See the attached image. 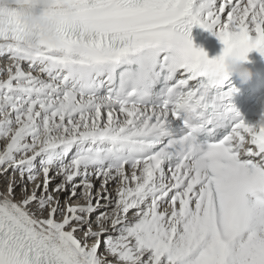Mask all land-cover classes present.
I'll use <instances>...</instances> for the list:
<instances>
[{
	"label": "snow or ice",
	"instance_id": "1",
	"mask_svg": "<svg viewBox=\"0 0 264 264\" xmlns=\"http://www.w3.org/2000/svg\"><path fill=\"white\" fill-rule=\"evenodd\" d=\"M47 15L35 46L16 11L0 19V264H264V120L244 122L223 57L191 37L264 57V0Z\"/></svg>",
	"mask_w": 264,
	"mask_h": 264
},
{
	"label": "clouds",
	"instance_id": "2",
	"mask_svg": "<svg viewBox=\"0 0 264 264\" xmlns=\"http://www.w3.org/2000/svg\"><path fill=\"white\" fill-rule=\"evenodd\" d=\"M54 0H0V19L6 18L10 11H16L23 23L28 43L35 46L40 38L54 39L56 36L55 22L47 15L48 10L53 5ZM222 74L228 80L235 77L241 86L249 84L253 79V71L248 65L251 63L248 56L242 57L238 51L221 53ZM237 89L236 94H238ZM235 94V95H236ZM261 119L264 120V98L260 101Z\"/></svg>",
	"mask_w": 264,
	"mask_h": 264
},
{
	"label": "rangeland",
	"instance_id": "3",
	"mask_svg": "<svg viewBox=\"0 0 264 264\" xmlns=\"http://www.w3.org/2000/svg\"><path fill=\"white\" fill-rule=\"evenodd\" d=\"M10 175H11V174H10ZM14 179H15V180L17 181V183L19 184L20 177H19L18 174L15 175ZM41 179H42V177H41ZM59 182H60V178H59V179L56 178L55 180H53L52 187H54V186H55L57 183H59ZM100 183H101V181L98 180V184L95 185L96 188H99ZM1 184L4 186L3 189H5L6 186H7V184H8V178H6V179H4V180L1 179ZM28 187H29V190H31V188L33 187V185L29 184ZM17 190H18L17 198H19L20 188L17 187V188H16V191H17ZM65 195H66V194H65ZM61 197H63V198H62V202H63L64 196H61ZM61 197H60V199H61ZM92 220L95 221V218L92 219ZM94 226H95V225H94ZM100 251L103 252V251H104V248L102 247V248L100 249Z\"/></svg>",
	"mask_w": 264,
	"mask_h": 264
},
{
	"label": "bare ground",
	"instance_id": "4",
	"mask_svg": "<svg viewBox=\"0 0 264 264\" xmlns=\"http://www.w3.org/2000/svg\"><path fill=\"white\" fill-rule=\"evenodd\" d=\"M209 35H210L211 37H213V38L216 37L215 35H213V34H211V33H209ZM4 64H5V61L2 60V59H0V67H3ZM1 179L4 180V179H6V178H5L4 176H0V191L4 190V189H3L4 186L1 184ZM57 179H59V177H57ZM93 183H94L95 185H97V184H98V180H95V179H94V180H93ZM109 191L112 192V195H113V196L115 195V192H114V190H113L112 185H109ZM16 193H18V190L16 191ZM62 198H63V197H61V201H62ZM96 215H98V213H97V214H94L93 217H92V219L96 218ZM130 215H131V214H130ZM102 247H103V245L101 246V248H102Z\"/></svg>",
	"mask_w": 264,
	"mask_h": 264
}]
</instances>
